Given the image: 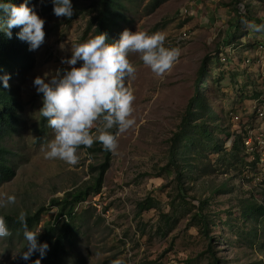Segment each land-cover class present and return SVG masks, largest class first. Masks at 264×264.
Masks as SVG:
<instances>
[{"label": "rangeland", "instance_id": "374dc122", "mask_svg": "<svg viewBox=\"0 0 264 264\" xmlns=\"http://www.w3.org/2000/svg\"><path fill=\"white\" fill-rule=\"evenodd\" d=\"M42 1L44 9L37 15L44 20L45 36L33 51L34 67L28 71L17 69L9 79L22 110L19 130L4 141L15 174L0 183V212L18 216L21 211L26 215L45 207L33 230L40 232L57 212L51 200L68 190L90 185L105 160L98 142L90 147L78 146V161L71 166L59 159H45L41 152L53 132L38 112L42 101L32 80L67 67L60 60L71 55V45L94 37L93 29L87 32L94 0H71L70 18L56 17L50 0ZM232 1L123 0L126 20L121 21L116 40L125 29L159 33L164 37L163 46L178 48L180 55L170 70L157 77L142 63L139 54H129L136 71L123 83L135 97L131 113L135 123L124 132L115 127L108 130L115 131L117 148L110 154L101 193L90 195L76 208V238L72 246L67 245L63 264H113L117 259L123 264H209L206 251L210 246L226 264H264V223L244 220L236 208L250 195L264 202V184L257 167L237 165L225 173V162L217 160L218 153L211 152L210 164L205 169L191 170L190 177L185 178L187 189L182 192L189 197V203L179 206L178 200L175 204L173 200L177 198L178 180L173 171L165 168L171 137L185 114L206 56L212 59L206 66L203 91L216 112L223 109L226 127L231 129L233 125L230 112L239 111L248 117L251 102L264 96V60L258 62L254 56L258 44L264 43V32L247 28L246 24L254 20L236 16ZM184 8H190L192 14H184ZM251 10L264 19V1ZM229 20H238L241 31L228 45L233 51L232 64L222 68L219 54ZM183 28L189 38L180 40ZM247 54L253 61L249 66L244 64ZM261 54L264 57V48ZM97 127L90 130L93 137ZM232 140L231 136L226 139L225 153L230 151ZM244 153L241 144L239 154ZM223 182L232 190L215 193L214 189ZM149 195L156 201L155 208L138 214L136 204ZM9 197L13 198L11 203ZM198 199H208L206 211L215 215L217 224L208 233L193 223ZM252 226L257 229L254 234L250 233ZM24 243L22 235L0 238V264H25L17 253L23 250Z\"/></svg>", "mask_w": 264, "mask_h": 264}, {"label": "trees", "instance_id": "16d2710c", "mask_svg": "<svg viewBox=\"0 0 264 264\" xmlns=\"http://www.w3.org/2000/svg\"><path fill=\"white\" fill-rule=\"evenodd\" d=\"M242 1H232L236 16L243 17L245 20H254L257 24L264 23L263 18L251 13V9L264 0H248L249 2L246 4H243ZM12 2L19 5L22 0H12ZM28 3L34 6L36 13L41 8L44 9L42 0H28ZM90 6L93 11L88 21L87 32L93 29L94 36L102 32L106 34V42L115 41L121 21L126 20V15L123 13V0H94ZM228 25L222 40L224 47L236 40L240 36L238 32L241 31L238 20H229ZM18 30L17 27L11 29L12 37L10 39L0 32V75L8 73L10 78L17 69L28 71L34 67L35 63L33 51H29L27 44L16 37ZM211 59L209 56L205 57L202 67L198 71L194 92L189 98L185 114L170 141L169 159L165 168L173 171L178 180L176 184L177 198L173 199L175 200L174 204L178 200V206L189 203V197L182 192L187 189L185 187V178L190 177L191 170L205 169L210 164L209 153L219 154L217 160L225 162L226 169H222V172L225 173L230 168L236 169L237 165L251 167V169H255L257 166L256 161L247 160L246 153L239 154L242 144L241 137H237L232 142L228 153L224 152L225 141L231 136L232 132L229 127L225 126L223 109L220 112H216L212 108L202 85L203 77L207 73L206 66ZM8 85V88L0 86V183L11 179L15 174L14 167L9 159L10 151L5 146L4 141L6 137L19 130L20 111L22 110V104L16 96L15 88L9 84V80ZM112 133L115 135V131ZM99 150L104 153L105 160L99 165L94 181L85 188L68 190L62 197L51 200V204L57 207V212L53 220L45 224L43 231L37 237L38 243L46 242L48 244L46 254L41 259V264H63L65 256L68 254L67 245L72 246L76 238V208L80 203L86 201L90 195L101 193L103 174L109 166L111 152L103 150L102 146L99 147ZM262 182L264 184V178H262ZM231 190L232 187H228L227 182H223L214 189L215 193ZM174 204L172 201V206ZM207 205L208 199H198V204L194 207L195 212L192 215L193 223L199 228L201 227L204 233H208L217 224L214 219L215 215L206 211ZM155 206L156 201L150 195L136 204L138 214L155 208ZM236 208L240 213V217L244 220H249L253 224L264 223V202L256 199L254 195L242 199L236 205ZM44 210L45 207L41 206L36 211L25 215L26 224L30 230L33 231L35 225L40 222ZM17 217L14 214L0 212V218L4 220L11 232L8 238L22 235V229ZM256 230L252 226L250 233L254 234ZM206 253L209 264H226L224 259L216 255L213 247L210 246ZM38 255V253H34L30 257V261L38 258ZM30 261L25 264H30Z\"/></svg>", "mask_w": 264, "mask_h": 264}, {"label": "clouds", "instance_id": "9594fccd", "mask_svg": "<svg viewBox=\"0 0 264 264\" xmlns=\"http://www.w3.org/2000/svg\"><path fill=\"white\" fill-rule=\"evenodd\" d=\"M50 3L56 17L70 18L73 15L71 0H50ZM43 25L44 20L28 0H22L19 5L12 0H0V32L10 39L11 29L17 27L16 37L27 44L29 51L36 50L44 42ZM246 27L253 32H264V23L248 22ZM163 41L164 37L159 33L149 35L125 29L117 40L108 43L106 34L101 32L71 45V55L60 60L67 67L34 77L32 85L42 101L38 112L53 132V138L41 147L43 157L59 159L71 166L78 161V146L90 147L98 142L103 150L115 151L116 136L108 130L115 127L124 132L135 123L131 117L135 97L123 83L126 78H133L136 71L128 56L130 53L139 54L142 63L155 76L162 77L180 55L178 48H166ZM9 78L8 73L0 75V86L8 88ZM94 125L98 127L93 137L90 130ZM12 200L9 197V203ZM17 220L25 242L23 250L17 252L20 259L29 262L30 257L38 253V258L31 260L30 264H41L48 244L38 243L40 231L28 228L23 211L19 212ZM10 235L0 218V238ZM113 264L123 262L117 259Z\"/></svg>", "mask_w": 264, "mask_h": 264}, {"label": "built area", "instance_id": "2783aa9c", "mask_svg": "<svg viewBox=\"0 0 264 264\" xmlns=\"http://www.w3.org/2000/svg\"><path fill=\"white\" fill-rule=\"evenodd\" d=\"M184 14H192L190 8L183 9ZM189 38V33L186 28L180 31L178 39ZM254 56L257 57L256 61L260 62L264 60L261 50L264 48V43L258 44ZM232 49L230 46H225L222 48L219 54V60L223 67L227 64H232L231 54ZM251 55H245L244 64L249 66L253 63ZM249 113L248 117H244L242 112H230V119L232 120V128L230 129L234 141L237 137L242 138V147L244 152L247 154L248 161H256V167L259 169V174L261 178H264V96L258 99H254L251 102L250 108L247 110ZM85 202V201H84Z\"/></svg>", "mask_w": 264, "mask_h": 264}]
</instances>
